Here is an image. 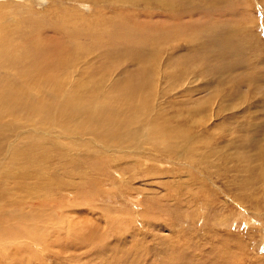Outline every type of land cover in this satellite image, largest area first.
Instances as JSON below:
<instances>
[{"label":"rangeland","instance_id":"rangeland-1","mask_svg":"<svg viewBox=\"0 0 264 264\" xmlns=\"http://www.w3.org/2000/svg\"><path fill=\"white\" fill-rule=\"evenodd\" d=\"M24 1L5 5L36 25L50 23L51 14L91 31L101 20L125 25V42L127 36L113 35L95 48L85 39L91 49L78 70L85 79L92 72L89 81L102 90L120 71H139L143 52L158 78L154 96L143 91L152 100L136 117L140 129L128 135L104 137L114 129L82 127L56 134L29 129L10 143L0 137L6 218L33 212L38 222L48 220L39 229L26 217L23 234L11 242V264H264V0ZM57 6L63 14L53 13ZM8 13L0 27L9 24L13 33L16 19ZM226 34L238 44L229 55L215 44ZM51 36L50 52L73 45L65 32ZM123 61L119 72L107 67ZM12 112L2 107L0 126L26 121L25 113ZM45 230L51 247L30 243ZM0 250L4 258L7 249Z\"/></svg>","mask_w":264,"mask_h":264},{"label":"bare ground","instance_id":"bare-ground-1","mask_svg":"<svg viewBox=\"0 0 264 264\" xmlns=\"http://www.w3.org/2000/svg\"><path fill=\"white\" fill-rule=\"evenodd\" d=\"M11 1L16 3L25 2L24 0ZM42 1L48 2V0ZM5 3L6 0H0V9L1 7H6L9 9L8 12H13L11 15L14 21L16 19V25L13 28V33L8 27L9 24L7 27H0V111L2 112V107H7L8 110L13 111L12 113L18 117H22L25 113L27 119L25 122L13 121L0 126V137L2 140L10 143L16 135L29 129L41 134L65 133L82 127L90 132H102L114 129V131H106L104 134V137L110 138L128 135L132 133V130L140 129V126L137 125L136 117H140L146 111L148 104L152 100L148 95H155L156 79L158 78L154 70L151 73V69L148 67V52L142 53V55H145L143 57V66L139 71L131 73L128 70H125L126 73L120 71L117 79L111 83L107 90H102V86L89 81L92 77V72H89L85 79L78 70V60L90 53L87 49H91V47L87 45V40H85L89 38L88 36L92 40L91 43H95V48L102 46L103 42L109 40L113 35L115 37L127 36L123 41L128 40V34L124 30L125 25L121 21L116 19L101 20L100 26L98 25L94 31H91L87 27L81 29L79 26L81 22L73 23V20H69V22L65 23L53 20L54 15L51 14L50 23L41 26L42 22L36 25L26 15L19 14L17 8L10 5L6 6ZM162 5L165 7L170 6L166 3H162ZM53 9V13L63 14L61 6ZM8 12L1 11L2 17L5 20H7L5 13ZM119 16H115V18L118 19ZM3 18H0V20H3ZM10 21L11 19H8L9 23ZM4 22L6 23L7 21ZM84 25L86 26V24ZM21 29L23 30L20 31ZM101 31L103 33H98ZM61 32L67 33L65 38L73 45L66 44L62 51L50 52L54 46V43L50 44L52 42L51 33L57 34ZM17 33H20V35L17 36ZM40 34H48L50 36L46 39L37 40ZM228 35L215 37L216 46L226 55L233 53L238 47V44L235 42L232 44L233 40ZM33 37L35 41L31 42V38ZM75 49L78 50L75 51ZM122 63L124 64V61L109 64L107 67L112 71L119 72L118 68ZM72 69H76L75 72ZM154 69L157 70L156 66ZM72 74L76 76L74 81L71 80V82L70 76ZM43 86L50 87L56 95L62 94L63 100L58 104L52 96L42 94L41 88ZM67 86H70L71 89L67 90ZM31 91L40 95H33ZM143 91H149V93L146 92L148 95ZM65 92L67 93L65 94ZM57 100L60 101V98ZM94 103H96V106H94ZM35 122L37 128H34ZM20 128L22 131L19 132ZM158 128V125L152 127V136L155 140L157 139L155 132ZM143 131L144 129L142 128L139 134L132 137V140L142 135ZM37 142L34 140L31 146ZM100 152L106 153L102 147ZM21 181H24V179ZM8 188L12 190L13 186H9ZM29 191L34 190L29 188ZM3 194H0V203H3L4 206V208L2 205L0 206V248L3 247L7 250L2 253L5 254L4 258L1 256L3 250H0V264H11L13 261L11 257L15 252L14 247L16 246L13 245V247V243L11 244V242L20 239V236L23 234L21 230L23 226H26V221H29L26 217L30 214L32 217L29 218L37 221V228L39 229H46L45 223L48 220L42 216L41 222H38L41 217L38 215L34 216L33 212H29L28 216L27 214L20 216L17 213L16 216H11L12 219L10 217L6 218L8 206L5 207L4 202H6L5 198L8 196V193ZM11 206H13V203H11ZM28 229L30 230L31 226ZM48 235L49 232L45 230L44 237L39 235V240L35 239L34 242L30 243L37 246L41 245L40 243L44 244L46 241V248L51 247L52 243L49 242ZM80 238L83 237L81 236ZM21 256L23 257V254ZM18 257H20L19 254ZM25 263H28V260Z\"/></svg>","mask_w":264,"mask_h":264}]
</instances>
